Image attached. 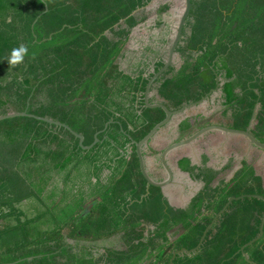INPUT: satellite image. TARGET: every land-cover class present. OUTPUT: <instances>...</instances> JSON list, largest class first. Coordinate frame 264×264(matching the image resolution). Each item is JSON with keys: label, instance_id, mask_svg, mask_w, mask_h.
<instances>
[{"label": "trees", "instance_id": "trees-1", "mask_svg": "<svg viewBox=\"0 0 264 264\" xmlns=\"http://www.w3.org/2000/svg\"><path fill=\"white\" fill-rule=\"evenodd\" d=\"M152 1L0 0V117L27 113L68 126L85 147L97 134L99 140L83 150L62 127L29 117L0 122V264H264V228L241 251L260 235L264 164L243 160L227 181L233 157L221 170L209 168L207 156L199 167L182 158L178 168L204 185L188 207H171L159 188L147 194L135 145L166 118L144 103L165 63L129 75L116 62L142 23L135 13ZM185 9V0L162 5L157 26L163 13L182 17ZM22 44L23 60L10 64L11 50ZM175 54L149 103L177 112L217 95L221 111L176 115L174 142L219 125L251 126L264 144V0H191ZM158 135L143 150L146 167L148 156L164 149L154 148ZM231 197L239 199L199 250L180 254L197 248Z\"/></svg>", "mask_w": 264, "mask_h": 264}, {"label": "rangeland", "instance_id": "rangeland-1", "mask_svg": "<svg viewBox=\"0 0 264 264\" xmlns=\"http://www.w3.org/2000/svg\"><path fill=\"white\" fill-rule=\"evenodd\" d=\"M183 1L184 0H153L145 9L135 13L138 21H142V23L131 32L128 43L116 62L122 71L131 75L141 70L151 73L155 70L157 62L160 61L165 63L167 61L169 55L168 49L171 48L173 39L175 38V28L179 24L181 16L175 10L170 11V13H163L161 20L162 24L161 26H157L159 20L157 10L168 2L180 4ZM109 37H112V35H109ZM176 60H178V58H176ZM216 111L217 109H214L212 114ZM218 111H221V109ZM176 126V122H171L167 129L164 130V134L170 136L171 132L173 133V130L176 129ZM215 138L216 140L212 147L215 149L219 148L216 150L218 151L216 154L213 153L216 166L220 167L221 165H227L231 157H233L234 161L233 169L226 172L222 177L223 179L229 181L233 177L234 172L239 169V163L242 160H247L249 163L255 161L259 164H264V154L256 150H253L251 153L253 147L249 148L248 142L241 139V137L226 136L221 133H209L200 139L197 145L201 146L206 141L205 144L208 145V141L211 142ZM172 141L173 140L170 139L164 140L160 136H157L155 138V144L159 145H155V147L161 149L170 145ZM186 150V148L178 150L176 158L180 157L182 154L186 155ZM232 150H235V152L230 154L229 152ZM207 153L212 155L208 151ZM196 161L198 162V160ZM147 163L149 164V171L156 173L155 169H157V165L150 156H148ZM92 205L93 203L84 209L83 215L89 212Z\"/></svg>", "mask_w": 264, "mask_h": 264}, {"label": "water", "instance_id": "water-1", "mask_svg": "<svg viewBox=\"0 0 264 264\" xmlns=\"http://www.w3.org/2000/svg\"><path fill=\"white\" fill-rule=\"evenodd\" d=\"M185 3H186V9L182 15V17L180 18V21H179V24H178V27L175 31V38L173 39V42H172V45H171V48L168 49V52H169V55H168V59L167 61L165 62L164 66L162 69H160L157 73L154 72V75L153 77L149 80V83L147 85V88H146V92H145V98H144V103H145V107L148 108V109H162L165 114H166V118L164 121H162L161 123H159L143 140H141L139 143H137L135 146H136V153H137V156H138V159H139V164H140V169H141V173L143 175V177L145 178V180L147 181V194L149 193V189L150 187H155V188H159L161 189L162 191H164L169 185H171L172 183H174V172H173V169L169 166V163H168V157L171 153L175 152V151H178L184 147H190L192 146L195 142H197L198 140H200L201 138H203L205 135L209 134V133H221L223 135H226V136H236V137H241V138H244L248 144H249V148H256L258 150H262L264 151V144L258 142L254 136L250 133V127L246 130V131H238V130H232V129H228L226 127H223V126H219V125H212V126H207V127H204L200 130H198L197 132H195L194 134H192L191 136H189L188 138L186 139H183L181 141H178V142H175L171 145H169L168 147L164 148V150L162 151V154L160 156V160H161V164H162V167L166 173V179L162 182H156L154 181L149 173H148V170H147V167H146V161H145V158L143 156V150L144 148L146 147V145L148 144V142L154 138L156 135H158L160 133V130L167 124H169L171 122V120L178 114H180L182 111H184L185 109H187L188 107L190 106H187L185 108H183L182 110L180 111H177V112H171L169 111L165 106L161 105V104H155V105H152L149 103V97H150V89H151V86L153 85V83L174 63L175 61V58H176V54H175V51L177 49V46L180 42V39H181V36H182V31H183V27L186 23V20H187V17L190 13V9H191V0H185ZM46 11H47V7H46ZM51 39V37H50ZM209 99L208 96H206L201 102L203 101H207ZM200 102V103H201ZM24 117H29V118H33L37 121H41V122H44V123H47V124H50V125H55V126H58V127H62L66 130H68L69 132H71L77 139H79V145L80 147L83 149V150H90L92 149L98 142V138H97V135L95 136V140L93 142L92 145L88 146V147H85L83 145L84 143V138L83 136L81 135H78L76 134L75 132H73L68 126L64 125V124H61L59 122H56V121H52V120H49V119H46V118H41V117H36V116H33V115H29L27 113H16V114H11V115H6V116H2L0 117V122L2 121H5V120H8V119H14V118H24ZM107 127V126H106ZM180 172H182L180 170ZM187 174V173H185ZM188 175V174H187ZM189 176V175H188ZM239 198H234V197H231L229 200H228V203L226 204V206L223 208V210L217 214L214 218V220L212 221V223L208 226V228L205 230L202 238H201V241L199 243V245L197 246V248H195L194 250H191V251H187L186 249H183L181 251H179L180 254H183V253H187V254H192L194 252H197L199 250V248L201 247L208 231L211 229V227L215 224L216 220L222 215V213L227 209V207L230 205L231 202H233L234 200H237ZM264 200V199H263ZM263 228H264V219H263V222H262V226H261V230H260V235L255 239L253 240L252 242L248 243L246 246H244L242 248L241 251H244V249L247 247V246H250L252 245L253 243H255L256 241H258L262 236H263ZM176 256V255H175ZM174 256V257H175ZM244 258L247 262H250L249 260V257L247 254L244 253ZM173 263V260L171 261L170 264Z\"/></svg>", "mask_w": 264, "mask_h": 264}, {"label": "crops", "instance_id": "crops-1", "mask_svg": "<svg viewBox=\"0 0 264 264\" xmlns=\"http://www.w3.org/2000/svg\"><path fill=\"white\" fill-rule=\"evenodd\" d=\"M125 73L129 74L127 72H125ZM129 75H131V74H129ZM214 109H217V111L219 109H221L220 105L217 102V95H214L211 99H208L207 101H203L198 105H193L191 107H188L183 112H181L178 116H176V118L180 117L181 119H186V118L190 117L189 116L190 111L195 112V115L199 111L203 114L205 113L204 115H211L212 111ZM177 130H178V125L176 126V129L173 130V133L170 134V136L173 137L172 139H175V140L177 139V137H178ZM170 136H166V134H164V135L160 134V137L164 140L165 139L169 140L171 138ZM215 140H216V138L213 139L211 142L208 141V145L203 143L201 146L197 145V143L200 141V140H198L192 146L184 147L187 149L186 150L187 153H186V155L182 154L181 156L183 158L189 159L191 161L192 165L197 166V167H199L201 165L202 156H207V158L209 159L208 167L213 168L215 170H221L224 167V165H221L220 167L216 166V162L213 159V155L216 154L218 152L216 150L219 149V148L215 149L214 147H212V145L215 143ZM207 151L210 152L212 155L208 154ZM176 154H177V152H173L168 157V163L170 164L171 168L173 169V171L175 173V177H174L175 179H174V183L169 185L164 190V197L168 201V203L171 207H173L175 209H185L188 207V205L190 204V202L192 201L194 196L203 188L204 185L201 182L193 181L190 178V176H188L184 172H180V170H178L177 161L181 156L176 158ZM200 159H201V161H200ZM196 160H198V162ZM242 161L239 163L240 164L239 169L241 168ZM238 170H236L235 172H237ZM181 234H182V232L179 230L174 232L172 234L173 240L177 239L179 237V235H181Z\"/></svg>", "mask_w": 264, "mask_h": 264}, {"label": "flooded vegetation", "instance_id": "flooded-vegetation-1", "mask_svg": "<svg viewBox=\"0 0 264 264\" xmlns=\"http://www.w3.org/2000/svg\"><path fill=\"white\" fill-rule=\"evenodd\" d=\"M176 60V59H175ZM175 62V61H174ZM160 134H163L164 135V133L163 132H161ZM160 134L158 135V136H160ZM171 134H172V132H171ZM171 138H170V140H173L172 142H170V145L171 144H173V143H175L174 142V140L175 139H172L173 137L172 136H170ZM207 142V141H206ZM205 144V143H204ZM153 145L155 146L156 144H155V139H154V141H153ZM159 144H157L156 146H158ZM169 146V145H168ZM168 146H166V147H168ZM166 147H163V148H166ZM156 150H161V149H163V148H161V149H159V148H157V147H154ZM183 149V148H182ZM164 150V149H163ZM181 150V149H180ZM175 152H177V151H175ZM162 154V153H161ZM161 154L158 156H155V157H153V156H151V158L153 159V161L155 162V164L156 165H158L159 164V168H157V169H155V172L156 173H152L151 172V174H153L154 176H158V175H160L161 174V179H163V181L166 179V173H165V171H164V169H163V167H162V164H161V160H160V156H161ZM183 157L181 156L179 159H178V161L180 160V159H182ZM159 160V161H158ZM177 161V162H178ZM159 162V163H158ZM209 163V162H208ZM169 166H170V164H169ZM178 166V165H177ZM207 166H208V164H207ZM147 167H148V169H149V164L147 163ZM171 167V166H170ZM178 170H180L179 168H178ZM161 172V173H160ZM174 172V171H173ZM106 175V174H105ZM174 177H175V173H174ZM87 207V206H86ZM85 207V208H86ZM24 209H26V210H29L30 209V203H25L24 204Z\"/></svg>", "mask_w": 264, "mask_h": 264}, {"label": "clouds", "instance_id": "clouds-1", "mask_svg": "<svg viewBox=\"0 0 264 264\" xmlns=\"http://www.w3.org/2000/svg\"><path fill=\"white\" fill-rule=\"evenodd\" d=\"M27 52V48L22 44L18 48H13L8 57L10 64H17L23 60L24 54Z\"/></svg>", "mask_w": 264, "mask_h": 264}]
</instances>
